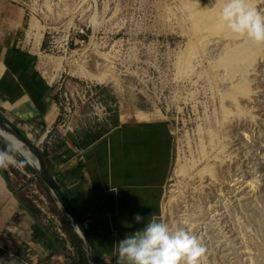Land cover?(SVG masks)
Wrapping results in <instances>:
<instances>
[{"label":"rangeland","instance_id":"1","mask_svg":"<svg viewBox=\"0 0 264 264\" xmlns=\"http://www.w3.org/2000/svg\"><path fill=\"white\" fill-rule=\"evenodd\" d=\"M3 1L24 7L22 41L67 125L92 127L105 112L167 120L161 220L202 242L200 264H264V45L222 23L220 34L202 25L190 38L186 0ZM192 1L209 27L219 20L223 0ZM251 2L264 11V0ZM27 172L11 178L41 188Z\"/></svg>","mask_w":264,"mask_h":264},{"label":"crops","instance_id":"2","mask_svg":"<svg viewBox=\"0 0 264 264\" xmlns=\"http://www.w3.org/2000/svg\"><path fill=\"white\" fill-rule=\"evenodd\" d=\"M25 21L22 5L0 0V113L52 166L92 235L99 263L117 264L115 243L142 226L133 215L161 220L171 160L169 124L151 118L123 121L105 112L92 127L67 125L37 55L22 41ZM15 168L17 175L26 172L22 165ZM11 172L9 180L0 172V264H87L83 242L47 188L41 183L39 190L63 219V238L25 200Z\"/></svg>","mask_w":264,"mask_h":264},{"label":"clouds","instance_id":"3","mask_svg":"<svg viewBox=\"0 0 264 264\" xmlns=\"http://www.w3.org/2000/svg\"><path fill=\"white\" fill-rule=\"evenodd\" d=\"M217 15L229 33L264 45V11L251 0H223ZM13 152L11 145L8 151L0 150V168L24 163L16 161ZM133 221L142 226L115 243L117 264H200L205 247L184 228H172L154 214L145 219L135 213Z\"/></svg>","mask_w":264,"mask_h":264},{"label":"water","instance_id":"4","mask_svg":"<svg viewBox=\"0 0 264 264\" xmlns=\"http://www.w3.org/2000/svg\"><path fill=\"white\" fill-rule=\"evenodd\" d=\"M0 127L12 134L24 146L29 155V160L20 155L16 149L15 154L38 176L40 181L47 188L51 196L55 199L58 209L64 214L66 220L71 224L75 234L81 239L84 244L87 264H100L97 250L86 224L82 217L70 201V198L64 187L58 180L52 166L43 155L42 151L32 143L16 125L10 122L4 115L0 113ZM0 142L9 149L10 143L0 137Z\"/></svg>","mask_w":264,"mask_h":264},{"label":"bare ground","instance_id":"5","mask_svg":"<svg viewBox=\"0 0 264 264\" xmlns=\"http://www.w3.org/2000/svg\"><path fill=\"white\" fill-rule=\"evenodd\" d=\"M185 2H187L191 6V12L189 17L186 18V20L183 19V23H182L183 24L182 29L186 35H188L191 38L192 30H194L195 33L199 28V26L202 25H204L207 31L212 35H217L220 34V32H223L224 29H222L220 20L211 21L212 26L209 27L207 24H205L202 21V15L199 13L196 4H194L192 0H186ZM231 45H234V43H231ZM189 50L190 48H188V51ZM98 75L102 78L105 77V74L102 72L100 73L98 72ZM0 137L5 139L8 143H10V145L14 149H16L20 155L24 156L27 160L30 159L27 151L25 150L24 146L18 141V139H16L14 136H12L11 133H9L8 131L4 130L1 127H0Z\"/></svg>","mask_w":264,"mask_h":264},{"label":"built area","instance_id":"6","mask_svg":"<svg viewBox=\"0 0 264 264\" xmlns=\"http://www.w3.org/2000/svg\"><path fill=\"white\" fill-rule=\"evenodd\" d=\"M26 178H31L34 181H39L38 176L33 172H27ZM40 182V181H39ZM33 191H25V200L35 207L37 212L43 217L44 221L52 228V230L61 238L64 237L63 232V219L56 212H53L51 205L47 198H45L40 192L38 186H33ZM66 218V217H65ZM71 226V224L67 221Z\"/></svg>","mask_w":264,"mask_h":264},{"label":"trees","instance_id":"7","mask_svg":"<svg viewBox=\"0 0 264 264\" xmlns=\"http://www.w3.org/2000/svg\"><path fill=\"white\" fill-rule=\"evenodd\" d=\"M2 150H5V151H8L9 149L5 146V145H3L2 144ZM14 157H17L15 154H14ZM18 160L19 161H22V160H20L19 158H18ZM22 165V167L26 170V171H28V172H31L32 170L25 164V163H23V164H21ZM0 172L7 178V180H9V176H8V171H6L4 168H0ZM13 173H16L17 174V171H13ZM41 182V181H40ZM42 183V182H41ZM42 185H44L43 183H42ZM30 205V204H29ZM32 206V205H31ZM26 207H28V204L26 205ZM34 209H35V207H33ZM36 210V209H35Z\"/></svg>","mask_w":264,"mask_h":264}]
</instances>
